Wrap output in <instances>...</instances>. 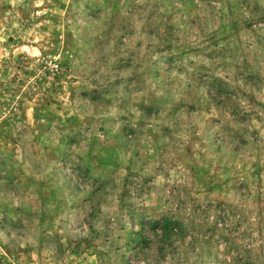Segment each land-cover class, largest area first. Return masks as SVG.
I'll use <instances>...</instances> for the list:
<instances>
[{
	"label": "rangeland",
	"instance_id": "374dc122",
	"mask_svg": "<svg viewBox=\"0 0 264 264\" xmlns=\"http://www.w3.org/2000/svg\"><path fill=\"white\" fill-rule=\"evenodd\" d=\"M0 264H264V0H0Z\"/></svg>",
	"mask_w": 264,
	"mask_h": 264
}]
</instances>
